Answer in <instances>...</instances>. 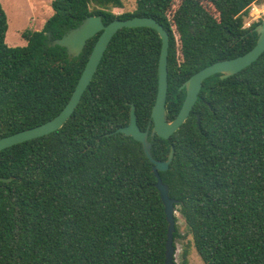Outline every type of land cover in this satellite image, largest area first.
<instances>
[{
  "label": "trees",
  "instance_id": "trees-1",
  "mask_svg": "<svg viewBox=\"0 0 264 264\" xmlns=\"http://www.w3.org/2000/svg\"><path fill=\"white\" fill-rule=\"evenodd\" d=\"M261 0H53L42 31L9 47L0 2V139L42 125L69 102L99 35L78 58L51 46L90 16L152 17L169 34L167 119L180 87L198 71L249 52L245 27ZM162 41L151 28L121 29L73 115L58 131L0 151V264H166L168 222L142 145L117 133L131 105L145 131L158 93ZM205 80L190 117L152 155L174 159L160 172L204 264H264V53L222 80ZM176 217L174 240L179 238ZM176 245V244H175ZM180 264H189L188 250Z\"/></svg>",
  "mask_w": 264,
  "mask_h": 264
},
{
  "label": "water",
  "instance_id": "water-1",
  "mask_svg": "<svg viewBox=\"0 0 264 264\" xmlns=\"http://www.w3.org/2000/svg\"><path fill=\"white\" fill-rule=\"evenodd\" d=\"M151 28L155 30L161 38L162 46L158 63V93L155 105L151 112L150 124L145 131L138 126L136 108L131 105L130 121L125 127L119 128L116 132L124 134L139 142L146 157L152 163V170L157 178L156 188L160 192L162 202L165 206L166 219L168 222L166 241V264H178L176 262V245L174 233L176 231L177 208L176 200L170 198L169 187L162 181L160 172L168 171L174 159L175 150L172 147L165 161H158L152 155V139L156 136L163 140H169L190 117L191 112L199 98L200 91L205 80L214 75H221L222 80L227 79L240 71L246 69L256 62L264 53V19L255 28L258 34L256 45L246 54L239 57L218 61L192 75L181 87L180 90L186 92V97L178 115L172 120L167 119L166 103L168 97V56L170 38L168 32L162 24L152 17H134L126 20L116 19L104 24L102 16H90L83 20L77 27L67 31L61 38L52 39L51 33H47L51 46H59L66 50L69 58H78L92 38L99 35V38L89 56L83 73L77 86L59 115L52 120L0 139V151L19 145L40 137L47 136L60 130L75 112L80 104L84 93L91 84L99 65L108 49L113 37L121 29L131 28ZM11 178L0 177V182H11Z\"/></svg>",
  "mask_w": 264,
  "mask_h": 264
},
{
  "label": "rangeland",
  "instance_id": "rangeland-1",
  "mask_svg": "<svg viewBox=\"0 0 264 264\" xmlns=\"http://www.w3.org/2000/svg\"><path fill=\"white\" fill-rule=\"evenodd\" d=\"M53 0H0L8 18V33L6 43L9 47H24L27 42L23 33L27 30L42 31L45 23L53 16ZM123 8H114L115 15L126 12H134L136 9L135 0H123ZM264 19V0L253 4L250 15L246 19L245 27ZM177 225L179 238L176 240V262L182 261V254L188 250L189 264H204L192 244V238L187 233L185 221L180 213H177Z\"/></svg>",
  "mask_w": 264,
  "mask_h": 264
}]
</instances>
